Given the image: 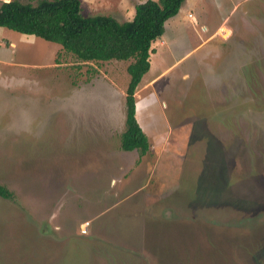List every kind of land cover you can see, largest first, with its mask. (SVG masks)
<instances>
[{"label":"rangeland","instance_id":"1","mask_svg":"<svg viewBox=\"0 0 264 264\" xmlns=\"http://www.w3.org/2000/svg\"><path fill=\"white\" fill-rule=\"evenodd\" d=\"M181 5L133 94L143 154L119 148L129 60L0 27V264H264V0Z\"/></svg>","mask_w":264,"mask_h":264},{"label":"trees","instance_id":"2","mask_svg":"<svg viewBox=\"0 0 264 264\" xmlns=\"http://www.w3.org/2000/svg\"><path fill=\"white\" fill-rule=\"evenodd\" d=\"M182 2L144 0L134 5L129 20L117 21L109 15H82L80 0L0 1V27L57 43L79 62L129 60L125 67L128 81L119 148L143 154L149 145L134 117L133 94L148 70L151 42L160 37L164 21L178 12ZM0 197L12 198V193L1 184Z\"/></svg>","mask_w":264,"mask_h":264},{"label":"crops","instance_id":"3","mask_svg":"<svg viewBox=\"0 0 264 264\" xmlns=\"http://www.w3.org/2000/svg\"><path fill=\"white\" fill-rule=\"evenodd\" d=\"M181 7H183V8H186V7H187V6H186V0L182 3ZM176 15H179L180 17H182V16L184 15V13L181 12V11L178 9V12H177L174 16H176ZM221 27H223L226 31L230 29L228 26H221ZM164 30H165V25H163V32H162V34H161L162 36L164 35ZM217 31H218V29H217ZM161 35H160V36H161ZM226 36H227V35H226ZM226 36H225V37H226ZM225 37L222 36L221 38H225ZM227 38H228V37H227ZM156 40H157V39H155V42H156ZM160 42H161V41H160ZM150 47L152 48V50L154 49L152 45H151ZM155 48H156V47H155Z\"/></svg>","mask_w":264,"mask_h":264}]
</instances>
